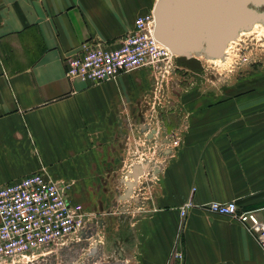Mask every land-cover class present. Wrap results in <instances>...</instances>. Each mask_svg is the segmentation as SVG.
Wrapping results in <instances>:
<instances>
[{
    "label": "crops",
    "instance_id": "obj_1",
    "mask_svg": "<svg viewBox=\"0 0 264 264\" xmlns=\"http://www.w3.org/2000/svg\"><path fill=\"white\" fill-rule=\"evenodd\" d=\"M151 10L150 0H0V186L41 172L70 187L71 204L92 205L103 220L89 224L80 241L41 255L44 264H264L239 221L203 208L233 201L264 222L263 85L238 98L230 86L210 89L213 100L181 94L179 146L168 160L159 156L146 208L126 217L104 211L136 125L145 123L150 76L142 68L92 85L68 79L65 59L84 42L119 46ZM187 200L194 207L181 222ZM178 234L183 260L170 262Z\"/></svg>",
    "mask_w": 264,
    "mask_h": 264
},
{
    "label": "built area",
    "instance_id": "obj_2",
    "mask_svg": "<svg viewBox=\"0 0 264 264\" xmlns=\"http://www.w3.org/2000/svg\"><path fill=\"white\" fill-rule=\"evenodd\" d=\"M154 31L151 10L134 20L133 28L115 48L84 42L78 53L65 59L66 77L98 85L142 68L151 70L155 79L167 74L175 55L155 38ZM192 207L187 200L179 208L181 222ZM203 208L239 221L264 254V222L254 211L239 212L233 201L209 202ZM87 223L83 207L71 204L62 186L44 173L0 186V264H28L61 245L80 241ZM169 259L183 260L179 234Z\"/></svg>",
    "mask_w": 264,
    "mask_h": 264
},
{
    "label": "rangeland",
    "instance_id": "obj_3",
    "mask_svg": "<svg viewBox=\"0 0 264 264\" xmlns=\"http://www.w3.org/2000/svg\"><path fill=\"white\" fill-rule=\"evenodd\" d=\"M158 1L150 0V6L153 7ZM247 7L256 9L264 17V4L257 8L248 4ZM143 11L141 14L144 15ZM226 48L223 60L218 63L208 61L211 56L198 52L188 56L175 55L169 72L156 77L157 80L155 74L147 70L150 85L142 96L145 109L140 116L141 120L145 118V123L136 125L132 153L124 155V161L129 160L121 171L120 186L111 188L114 202L107 204L104 211H121L126 217L128 211L139 212L146 208L145 202L153 195V188L158 183L159 156L161 159L166 156L168 160L179 146L174 116L175 102L177 98H181V94L183 98L190 100L200 97L213 100L218 97L208 95L212 89L230 86L231 91L228 93L232 98H238L254 94L257 87H264V27L257 26L251 32L242 34ZM59 185L67 196L70 187L62 182ZM81 206L86 210L83 204ZM86 207L90 209L86 210L87 227L89 224L100 225L103 220L94 218V207ZM43 259L44 257L39 256L28 264H37L38 261V264H44Z\"/></svg>",
    "mask_w": 264,
    "mask_h": 264
},
{
    "label": "water",
    "instance_id": "obj_4",
    "mask_svg": "<svg viewBox=\"0 0 264 264\" xmlns=\"http://www.w3.org/2000/svg\"><path fill=\"white\" fill-rule=\"evenodd\" d=\"M248 4L263 5L264 0H159L153 6L155 38L175 55L188 56L187 51L202 46L216 53L238 27L260 15Z\"/></svg>",
    "mask_w": 264,
    "mask_h": 264
},
{
    "label": "bare ground",
    "instance_id": "obj_5",
    "mask_svg": "<svg viewBox=\"0 0 264 264\" xmlns=\"http://www.w3.org/2000/svg\"><path fill=\"white\" fill-rule=\"evenodd\" d=\"M260 6H261V4L254 5L255 8L260 7ZM253 12L256 13V14H258V12H257L256 9H254ZM257 26L264 27V17H262L261 15H258V17H256L250 23V25H248L247 27H238L234 31L233 36L229 37L228 39H226L224 41L222 47L220 48V50L218 52L212 53L211 51H206L205 47L202 46L200 49L187 51L186 53L189 54V55H191V53L198 52L199 54L204 55V56H207V57H210L211 56V59L210 58L208 59V61H210V62H214V63L221 62L223 60L224 55H225V51L227 49L226 47H228L232 42H234L235 40H237L242 34H246V33L251 32ZM200 36L204 40L206 38V33L203 31V32L200 33ZM203 43H204V41H203Z\"/></svg>",
    "mask_w": 264,
    "mask_h": 264
}]
</instances>
